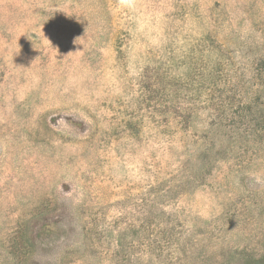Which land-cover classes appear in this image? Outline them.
Segmentation results:
<instances>
[{
  "label": "rangeland",
  "instance_id": "374dc122",
  "mask_svg": "<svg viewBox=\"0 0 264 264\" xmlns=\"http://www.w3.org/2000/svg\"><path fill=\"white\" fill-rule=\"evenodd\" d=\"M0 264H264V0H0Z\"/></svg>",
  "mask_w": 264,
  "mask_h": 264
}]
</instances>
